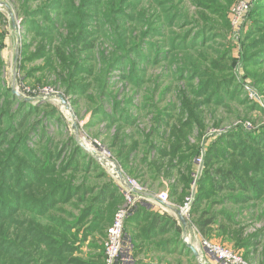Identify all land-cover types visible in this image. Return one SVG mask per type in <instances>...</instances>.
<instances>
[{
    "label": "trees",
    "instance_id": "16d2710c",
    "mask_svg": "<svg viewBox=\"0 0 264 264\" xmlns=\"http://www.w3.org/2000/svg\"><path fill=\"white\" fill-rule=\"evenodd\" d=\"M35 1L18 0V14L24 16V24L32 23L31 43L36 45L30 58H25L30 45H23L24 61L45 59L36 70L54 76V85L66 96L79 99L72 105L75 117L81 113L79 105L86 112L92 111L94 118L86 129L106 123V135L111 136L108 150L113 151L122 173L149 194L154 186L163 187V179L168 180L169 201L180 206L194 181L195 159L203 153L190 221L179 229L189 231L192 226L202 239H222L242 249L243 257L264 264V226L247 233L249 223L264 218V208L256 214L264 203V123L246 128L247 112L243 122L225 133L205 137L208 120L214 129L222 123L215 120L216 109L230 113L225 103L234 101L239 84L231 75L219 78L226 71L222 64L230 50L214 59L212 50L219 46L213 41L190 40L195 31H214L216 18L226 27L222 21L235 0H142L138 4H133L136 0H46L33 8L30 5ZM263 2L254 0L248 17L258 12ZM142 5L145 9L139 12ZM190 7L197 14L192 20L187 18ZM255 16L254 21L260 22ZM247 31L243 33L242 28L239 40L242 67L258 97L264 99V25L253 24ZM100 38L107 49L97 65L94 55H99ZM155 39L158 42H153ZM178 41L182 44L176 45ZM143 44L153 50L146 58L141 51ZM131 54L146 65L161 66L166 74L176 66L173 82L186 85L178 102L160 106L172 90L168 87L160 94L158 83L140 105L127 98L118 100L117 94L111 93L108 76L115 63L128 60ZM92 61L93 65L89 64ZM135 71L143 74L141 68ZM132 72L121 79L142 88L145 82ZM163 78L160 74L158 79ZM0 100V264H101L100 256L87 263L78 260L75 253H81L78 245L88 236L105 229L115 208L123 204L122 184L111 176L113 180L95 154L83 150L73 135L60 142L47 132L44 123L59 124L61 119L55 110L42 112L50 107L45 102L31 108L29 100L18 98L10 89H0ZM246 103L238 105L264 116V107L254 100L248 106ZM103 104L111 106L110 113ZM127 108L140 113L133 117ZM112 128L114 133L110 134ZM105 179L107 184L98 187ZM227 204L245 208L231 210ZM141 208L146 205L138 202L125 230L128 223L137 227L144 220L138 217ZM134 215L136 220H132ZM147 216V231L133 237L124 230L134 258L141 238L153 240L167 233L164 228L147 236L159 223H167L160 215ZM135 264L140 263L136 260Z\"/></svg>",
    "mask_w": 264,
    "mask_h": 264
},
{
    "label": "rangeland",
    "instance_id": "374dc122",
    "mask_svg": "<svg viewBox=\"0 0 264 264\" xmlns=\"http://www.w3.org/2000/svg\"><path fill=\"white\" fill-rule=\"evenodd\" d=\"M247 2L249 4V12L252 8V3L254 0H235L230 7L228 8L224 20L222 22L226 23V27L222 26L220 21H217V18L215 19L214 26L216 27L214 31H195L193 32V37L190 40H211L216 45L219 46V48H214L212 52H215L214 59H216L219 55L223 54L226 50H230L229 55L227 57V60L222 64L225 68V73L219 76V78H227L229 75L232 77H235V80L238 82L239 87L236 89V96L233 98L234 101L226 102V106L229 108L230 113L225 111L224 109H216L215 114V120H219L222 123L218 127V129L225 130L226 132L230 127L235 126L236 124L243 122L241 121L244 115L247 113L245 118V125L248 124L249 127L253 128V126H258L262 123H264V116H261L258 114L257 111L252 110H246L245 106H239L238 103L241 101L248 102L246 103L247 106L252 103V99L250 98L247 88L254 90V92L257 94L258 91L253 87L252 80L250 76L246 75V72L244 71L242 67L241 62V46L236 42V39H234L235 30L232 28L231 25V19H230V11L231 8L237 3V2ZM264 0H262L263 2ZM46 2V0H37L33 3V8L41 6V4ZM141 1H135L133 4L141 3ZM0 3H4L5 6H0V82L4 84L0 85V89H10L11 92L16 95L18 98H24L26 100H29L30 104L29 106L31 108L37 107L38 103L45 102L49 108L42 110L44 111H50L55 110V112L58 113L61 122L59 124H52V123H44L47 132L54 136L57 140L60 142H64L69 136H74L75 133L78 135V141L83 143L88 147L89 152L95 154V156H98L103 151L108 152L109 158L106 159L108 164H114L116 167H118L120 170L119 164L116 162V159L114 158L112 153L113 151L108 150V145L110 140H108L111 136L109 134L106 135L107 131L106 123H99L96 127L91 129H86L85 125L89 124V122L93 121L94 116H92V111L86 112L85 109L82 108L81 105H79V109L81 111L79 118L75 117L74 115V106L73 101L79 100L76 96H66L62 90V88L58 87V85H54L52 82L54 80V76L49 75L46 73V71H38L36 70L39 68L42 64H44L45 59H34L24 61L22 56L23 45L28 44L30 47L25 52V58H30L34 53L36 49V45L34 43H31V40L33 38L34 31H31V26L27 22V24L23 23L24 16L19 15L18 11L20 10L18 7L20 5V2L18 0H0ZM264 3V2H263ZM261 9H259L258 12L253 13L255 18L260 20V22L254 21L253 16H249V12L247 14V17L242 24L241 28H243V33L246 32L250 26H253V24L257 27H261L264 25V5L260 6ZM145 9V5H142L139 12H142ZM189 15L188 20H192L197 17V14L195 13L194 9L191 7L188 8ZM248 18V19H247ZM211 20L213 18H210ZM40 20V19H38ZM249 20V21H248ZM91 22V21H90ZM247 23V25H246ZM37 26H41L40 21H36ZM91 26H93V23H90ZM190 26V25H189ZM189 26L186 28L188 29ZM185 29V30H186ZM92 30V27H91ZM180 35V33H177ZM202 34L201 37L199 35ZM260 34H255V37L259 36ZM213 36V37H212ZM181 41V40H180ZM178 41L176 45H181L182 43ZM153 42H158L157 39H155ZM191 42V41H190ZM98 45H101L98 47L96 51H99V55H94L97 65L102 62V56L103 50L107 49V45L104 43V40L100 38L97 41ZM141 51L143 53V58H146L153 54L152 47L147 44H143L141 47ZM88 54V53H87ZM93 54V53H91ZM104 54H106L104 52ZM89 64L93 65V61ZM96 65V66H97ZM115 68L112 69V73L107 78L108 87L111 91V93H116L118 100H121V98H127L132 100L134 105H140L142 104L143 96L146 95V93H149L154 89L155 85L158 83V93H162L169 87V89L172 90L171 94L169 96L164 97V101L161 103L160 106L163 107V105L167 103H175L178 102V96L181 95V88L184 91L186 88L185 83H177L173 82L175 80V77L177 76L175 74V68L176 66L171 67V71H168L166 74L165 69H161V66H150L146 65L144 63V60L139 58L136 59L134 54H131L129 56L128 60H120L118 63H115ZM84 66H89L88 63H85ZM135 68H141L143 74H139L135 71ZM131 69H133V74L139 79H142L145 82V85H143L142 88H135L131 82L127 80H122L121 76H129ZM164 75V78L159 81V76ZM50 84H53L52 86ZM234 84L233 86H230L227 89V92H232L233 88H235ZM158 93L156 96H158ZM168 94V93H166ZM258 96V95H257ZM61 97V98H60ZM259 98V97H258ZM261 99H259L262 103L260 108L264 107V99L262 96H260ZM64 102V104H63ZM1 104V100H0ZM103 109L108 113L111 112V106L107 104H103ZM128 113H130L131 116L135 117L139 115V111H137L135 108H127L126 109ZM45 118V117H44ZM73 123L75 124L76 128H73ZM143 124V123H142ZM213 122L211 120H208L207 122V131H212L214 128ZM215 130V129H214ZM128 132V131H127ZM100 133L97 137L94 135ZM114 133V128L110 129V134ZM215 137V136H213ZM210 137L209 139L213 138ZM34 140V139H33ZM76 140V139H75ZM93 146V148H92ZM30 149H35L33 146H29ZM111 161V162H108ZM108 164H102L106 170L107 174L111 177L115 176L110 173L109 169L106 167ZM111 177V178H112ZM113 179V178H112ZM114 180V179H113ZM139 181V180H138ZM107 180L99 181L97 184L98 187H101L104 184H107ZM140 182V181H139ZM161 184L163 185L162 188L156 189L157 187L154 186L152 193L157 195L160 192H167L168 193V185L169 181L163 179ZM142 186V185H141ZM157 194H156V193ZM146 194H148V191H145ZM188 194V193H187ZM187 194L183 197L182 203L184 202V199L187 197ZM260 203V202H259ZM171 204V203H170ZM176 206V205H175ZM227 208L233 209H239V208H245V207H235L227 204ZM260 208H264V203L260 205L259 209H257L256 214H259ZM119 209L115 208L113 211V215L111 216V220L115 214V212ZM111 220L108 224H106L105 229L102 230V232L99 233H93L91 236H88L86 241L84 243H81L78 245V252H81L79 255L75 253V256L78 260H83L84 262H90L91 257L95 258L96 256L101 257V264L103 262V243L105 240V235L107 229L111 225ZM164 222V221H163ZM161 222V223H163ZM175 224V223H174ZM251 224L247 230L248 234H252L255 230L261 229L262 226H264V218L262 217L261 220L255 221ZM173 227V233L170 235V237L177 238L180 236V233L182 231L177 227ZM135 228V229H134ZM134 228H128L124 226V230L130 234L131 236L138 235L142 230L134 226ZM168 229L165 225L162 229ZM136 230V231H134ZM188 234H190L193 239L197 238L193 236V234L189 231ZM184 236V235H183ZM198 239V238H197ZM195 241V240H193ZM211 242L217 243L219 245L225 246L237 253L240 254V256L243 257V250L242 249H236L234 246L228 244L227 242L223 241L222 239L213 238L210 239ZM93 244V245H92ZM68 256V255H66ZM245 262L249 264H255L253 261L254 259L252 257H243L242 258Z\"/></svg>",
    "mask_w": 264,
    "mask_h": 264
},
{
    "label": "built area",
    "instance_id": "2783aa9c",
    "mask_svg": "<svg viewBox=\"0 0 264 264\" xmlns=\"http://www.w3.org/2000/svg\"><path fill=\"white\" fill-rule=\"evenodd\" d=\"M248 12L249 4L247 2L243 3L241 1L237 2L230 11L231 25L235 30L234 39H236V42L238 44L242 30L241 26L244 23ZM247 91L250 98L257 102L259 106H261L262 102L259 100L260 98H258L254 90L247 88ZM246 128H250L248 124H246ZM224 131L225 130L222 129H213L212 131H207L205 137L219 136L221 133H225ZM99 156L100 158L97 159L99 162L103 164L102 160H104L105 164H108L106 161V159L110 157L108 152L103 151L99 154ZM202 159L203 153H201V155L195 159L197 171L194 176V181L192 182L190 193L184 199V202L177 207L187 223L190 221V209L194 200L195 182L202 170ZM106 167L109 169L110 173L114 175L113 168L115 167V165L108 164V166ZM122 175L124 178V184L121 185L120 192L123 196L124 202L115 212L111 225L106 231L105 240L103 243V264H135L136 260L133 257V246L129 236L124 231V226L126 220L131 216L132 211L138 202L144 201L148 196V198L153 199L160 208L168 209L167 206H170L167 192L163 191L158 193L157 195H151L149 193L146 194V188L141 186L135 179L127 177L123 173ZM189 231L193 234V236L199 239L202 250L209 254L217 264H249L245 262L237 252L217 243L202 239L199 236L196 228L191 226ZM182 242L186 245H189L191 243L190 238L187 235L182 236ZM198 262L199 264H204V262H202V260L200 259L198 260Z\"/></svg>",
    "mask_w": 264,
    "mask_h": 264
},
{
    "label": "crops",
    "instance_id": "0c3cea01",
    "mask_svg": "<svg viewBox=\"0 0 264 264\" xmlns=\"http://www.w3.org/2000/svg\"><path fill=\"white\" fill-rule=\"evenodd\" d=\"M116 179V178H115ZM146 205V208L139 209L138 217L142 218L143 221L139 222L137 228L143 231H147V225L149 224L150 217L147 214H157L162 216L165 220V225L168 229H165L167 232L163 237H158L153 240H145L141 238L140 242H137V245L140 247L137 248V260L140 264H199L198 260H202L204 264H217L215 260L200 246L199 239L192 237L188 234L189 231H182L180 236L176 238L170 237L173 233L172 225L175 223L174 227L180 228L181 223L178 220V217L171 209L160 208L157 203L151 198H145L144 201H141ZM170 203V201H169ZM170 206L177 208L178 206L170 204ZM146 214V215H145ZM136 215L132 220H136ZM171 222V223H169ZM136 223H128L127 228H134ZM146 226V227H145ZM164 224L159 223L157 227L152 228L151 233L147 236H152L163 228ZM135 229V228H134ZM136 231V230H134ZM164 231V232H165ZM188 236L190 238V244L186 245L182 242V236ZM195 240V241H193ZM159 242V243H158Z\"/></svg>",
    "mask_w": 264,
    "mask_h": 264
},
{
    "label": "water",
    "instance_id": "95a60500",
    "mask_svg": "<svg viewBox=\"0 0 264 264\" xmlns=\"http://www.w3.org/2000/svg\"><path fill=\"white\" fill-rule=\"evenodd\" d=\"M0 6H5V4H4V3H0ZM60 98H61V97H60ZM63 104H64V102H63ZM73 128H74V129L76 128V126H75L74 123H73ZM75 139H76L77 144H78L83 150L89 152L88 147H87L86 145H84L83 143H81V142L78 141V135H77V133H75ZM96 158L99 159L100 156L98 155V156H96ZM102 161H103V164H105V161H104V160H102ZM113 173H114V175L116 176V178L119 180V182H120L121 184H124V178H123V175H122V173H121V171L119 170L118 167L115 166V167L113 168ZM167 207H168L169 209H171L172 212H174V214H176V216L178 217L179 222H180L183 226H186V223H187V222H186V220L183 218V216H182L181 212L179 211V209L174 208V207H172V206H167Z\"/></svg>",
    "mask_w": 264,
    "mask_h": 264
}]
</instances>
